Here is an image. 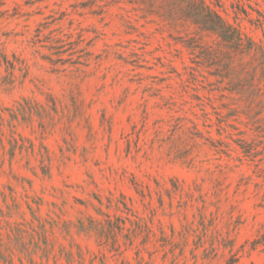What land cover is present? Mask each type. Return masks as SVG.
<instances>
[{"label": "rangeland", "instance_id": "rangeland-1", "mask_svg": "<svg viewBox=\"0 0 264 264\" xmlns=\"http://www.w3.org/2000/svg\"><path fill=\"white\" fill-rule=\"evenodd\" d=\"M217 3L254 50L167 0H0V264H264V0Z\"/></svg>", "mask_w": 264, "mask_h": 264}, {"label": "trees", "instance_id": "trees-1", "mask_svg": "<svg viewBox=\"0 0 264 264\" xmlns=\"http://www.w3.org/2000/svg\"><path fill=\"white\" fill-rule=\"evenodd\" d=\"M169 4V11H167V18L172 22L178 20L189 21L196 28L195 33L188 36L185 45L187 48L200 49V54L205 53L209 56L213 50L214 45L226 50L228 55L249 53L255 49V43L248 38L242 31L233 24H230L215 9L219 6L220 0H215L216 3L208 0H167ZM181 13L176 16L174 12ZM201 35L215 37L216 44H204L200 46L198 42L201 40ZM258 246H264V226L262 231L252 240L251 248L255 249Z\"/></svg>", "mask_w": 264, "mask_h": 264}]
</instances>
